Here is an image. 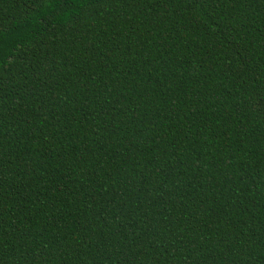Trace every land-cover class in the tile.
<instances>
[{
    "label": "trees",
    "instance_id": "obj_1",
    "mask_svg": "<svg viewBox=\"0 0 264 264\" xmlns=\"http://www.w3.org/2000/svg\"><path fill=\"white\" fill-rule=\"evenodd\" d=\"M0 264H264V0H0Z\"/></svg>",
    "mask_w": 264,
    "mask_h": 264
}]
</instances>
